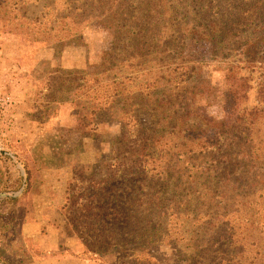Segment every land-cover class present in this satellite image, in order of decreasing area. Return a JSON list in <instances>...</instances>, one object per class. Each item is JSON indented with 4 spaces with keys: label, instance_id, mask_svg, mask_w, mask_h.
I'll use <instances>...</instances> for the list:
<instances>
[{
    "label": "trees",
    "instance_id": "obj_1",
    "mask_svg": "<svg viewBox=\"0 0 264 264\" xmlns=\"http://www.w3.org/2000/svg\"><path fill=\"white\" fill-rule=\"evenodd\" d=\"M88 25L111 32L109 48L84 69L46 62L37 93L41 118L68 104L82 137L99 114L121 125L93 173L73 170L67 236L121 264L157 243L178 264H264V0H0V34L33 51H59ZM188 37L210 40L208 64L185 58ZM212 64L223 74L220 121L194 107L213 90Z\"/></svg>",
    "mask_w": 264,
    "mask_h": 264
},
{
    "label": "rangeland",
    "instance_id": "obj_2",
    "mask_svg": "<svg viewBox=\"0 0 264 264\" xmlns=\"http://www.w3.org/2000/svg\"><path fill=\"white\" fill-rule=\"evenodd\" d=\"M39 11L38 4L28 8L32 17ZM111 40L107 29L88 25L79 41L68 42L59 51L40 45L33 51L19 38L0 34V264L123 261L119 255L98 259L87 253L76 235L67 236L70 229L61 209L73 170L93 173L92 167L109 153L110 145L121 133V125L99 114L93 133L82 137L74 132L76 118L70 105H61L55 117L44 119L39 113L42 96L37 94L44 87L41 80L46 74V62L51 68L84 69L99 61ZM183 52L190 62L208 64L211 42L188 37ZM203 76L213 90L199 96L194 107L208 119L220 121L224 117L223 74L212 64L203 66ZM257 77V73L252 74V89L241 101L245 107L255 105ZM142 120L148 123L147 118ZM6 199L19 201L12 203ZM34 221L40 223L39 240L23 235L24 224ZM149 248L148 256L139 260L129 258L124 264H178L173 246L157 243Z\"/></svg>",
    "mask_w": 264,
    "mask_h": 264
},
{
    "label": "crops",
    "instance_id": "obj_3",
    "mask_svg": "<svg viewBox=\"0 0 264 264\" xmlns=\"http://www.w3.org/2000/svg\"><path fill=\"white\" fill-rule=\"evenodd\" d=\"M46 203H45V205H46ZM23 235L26 238H32V239H35V240L36 239L39 240V235L41 236V234H40V223L37 222V221H34V222H31V223L24 224V227H23ZM40 239H41V237H40Z\"/></svg>",
    "mask_w": 264,
    "mask_h": 264
},
{
    "label": "water",
    "instance_id": "obj_4",
    "mask_svg": "<svg viewBox=\"0 0 264 264\" xmlns=\"http://www.w3.org/2000/svg\"><path fill=\"white\" fill-rule=\"evenodd\" d=\"M2 150L1 146H0V151ZM23 189V188H22ZM22 189L19 191V193L22 191ZM19 193L15 194L18 195ZM7 194H2V196H6Z\"/></svg>",
    "mask_w": 264,
    "mask_h": 264
}]
</instances>
